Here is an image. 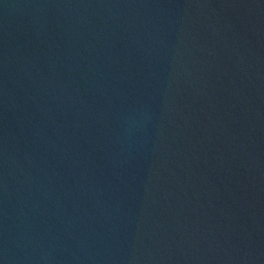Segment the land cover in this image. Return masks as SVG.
<instances>
[{
    "label": "water",
    "instance_id": "95a60500",
    "mask_svg": "<svg viewBox=\"0 0 264 264\" xmlns=\"http://www.w3.org/2000/svg\"><path fill=\"white\" fill-rule=\"evenodd\" d=\"M0 264H264V0H0Z\"/></svg>",
    "mask_w": 264,
    "mask_h": 264
}]
</instances>
